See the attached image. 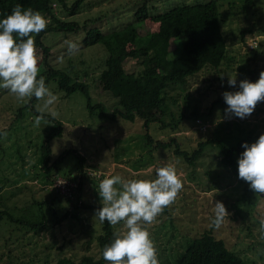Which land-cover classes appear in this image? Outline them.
Returning a JSON list of instances; mask_svg holds the SVG:
<instances>
[{"label": "rangeland", "instance_id": "374dc122", "mask_svg": "<svg viewBox=\"0 0 264 264\" xmlns=\"http://www.w3.org/2000/svg\"><path fill=\"white\" fill-rule=\"evenodd\" d=\"M193 1L202 0H84L70 15L55 2L52 6L59 18L75 21L79 28L53 36L46 34L48 62L86 82L91 103H102L111 110L117 103L107 84L120 67L129 71L135 69L136 62L125 58L121 65L107 59L106 63L105 49L100 43L82 45L84 29L97 26L103 32L116 30L128 39L131 31L125 26L134 19L133 10L141 2L147 4L151 14L176 3ZM229 1L217 0L221 31L231 58L216 72H200L190 78L185 89L178 90L176 95L169 92L175 95V101L169 102L167 95L164 113L146 91L135 97L141 111H153L162 120L163 125L159 121L150 123L147 130L151 140L168 141L173 136L181 149L190 151L206 138L234 144L238 138L250 136L254 143L264 133V101L244 119L226 116V103L214 101L223 98L225 91H238L243 79L251 76L249 81L255 82L264 71V0H254V4L246 8L239 6L241 0H232L233 4ZM147 24L154 27L151 21ZM67 42L78 44V52L69 54ZM247 45H255V50H249ZM37 54L42 73L44 65L38 50ZM248 70H253L251 75ZM234 77L237 84L231 87L227 81ZM46 86L57 100L43 112V100L35 98L34 102H29V98H25L21 101L0 88V177L3 179L1 191L6 190L0 207L8 208L13 216H29L30 213L37 216L41 212L28 204L41 199L51 204V208L42 207L47 224L36 231L8 222L6 218L0 220V264L54 263L61 257L83 264L81 258L85 255L99 257L96 237L101 232V222L95 216L96 209L74 207L70 201L78 202V194L80 202L100 208L99 184L104 178L120 175L124 180L155 179V169L165 163L176 167L183 189L154 223L145 225L155 242L159 264H171L172 255L181 248L184 236L195 237L207 229L246 264H264V194L253 192L247 182L238 178L237 161L244 149L235 156L236 173L222 166L220 150L212 143L206 145L196 159L186 161L173 152L172 143L155 146L154 142L145 141L142 118L110 120L96 109L89 113L79 90L66 95L54 79H49ZM53 110L58 114L55 118L50 115ZM193 112L200 115L194 117ZM37 115L44 117L39 126L34 121ZM57 121L59 133L51 136L47 145L51 160L64 152L57 171L53 170V181L58 178L65 184L60 183L58 192H54L53 181L43 179L41 162L45 152L44 136L56 130ZM172 122L175 127L171 126ZM72 150L82 154L81 166L87 174L82 176L80 188H73L69 193L66 183L75 186L77 175V158ZM63 173H73L75 178L68 181ZM235 200L241 209L239 213L231 205ZM216 201L222 202L229 213L218 228L212 225ZM65 210L75 216H65L57 222L50 214L54 211L60 215ZM111 228L116 233L124 230V224L111 225Z\"/></svg>", "mask_w": 264, "mask_h": 264}, {"label": "trees", "instance_id": "16d2710c", "mask_svg": "<svg viewBox=\"0 0 264 264\" xmlns=\"http://www.w3.org/2000/svg\"><path fill=\"white\" fill-rule=\"evenodd\" d=\"M83 1L0 0V19L5 18L6 15L11 13L14 6L19 4L24 9L32 8L33 10L40 11L50 21L47 28L35 36L36 48L41 55L44 65L42 73H44L43 76L45 77L46 85L49 79H54L56 86L62 89L66 95L74 90H79L85 97V106L89 113H92L96 109L99 114L110 120L116 119L117 117L126 120H132L135 116L142 118V126L144 128L142 135L145 141L154 142L155 146H169L172 143L174 145L173 152L186 161L196 159L203 148L212 143L220 150V163L222 166L229 167L236 173L235 156L243 150L241 147L242 143L247 142L251 144L250 136L238 138L234 144H227L218 138H206L198 141L196 146L190 151L181 149L179 143L173 136L169 137L168 141H153L147 129L152 122L159 121L163 125L162 120L153 111H141L134 100L140 92L146 91L151 98L156 99L157 108L162 110L161 113H164V109L167 107V95L169 96V102L174 103L175 95L178 93L177 91L185 89L189 84L190 78L196 77L200 72H208L210 74L216 72L223 62H227L231 58V54L227 52L224 35L221 31L220 12L217 0L176 3L164 10L151 14L148 11L147 4L141 2L133 10L134 19L125 26V28H130L131 31L128 39H124L120 32L116 30L103 32L97 26H89L84 29L85 35L81 39L82 45L100 43L102 48L105 49L104 60L106 63H108L106 61L107 59L110 62H118L121 65L125 58H132L136 62L135 69L129 71L120 67V70L107 84L106 87L117 103L111 110H108L102 103H91L86 82L73 78L64 69L52 67L48 62L47 53L49 45L44 41L46 34L49 33L53 36L60 31L67 32L79 28L75 21L60 19L53 10L52 5L57 2L59 8L65 10L70 15L78 10ZM231 2L232 0L229 1V4H233ZM253 4L254 0H241L239 6L246 8ZM147 21H151L154 27L151 28L147 24ZM254 42L256 45L255 39ZM255 45H247V48L249 50H255ZM248 71L250 75L253 72V70ZM83 72L86 73L85 70ZM42 73H39V75L41 76ZM250 78L252 77L250 76ZM169 92L175 93V95L169 94ZM34 99V96L29 98V102H34ZM218 100L224 101L223 98H217L214 101ZM210 108L211 105L208 109L210 110ZM38 114L41 113L39 112ZM192 115L197 117L200 113L193 112ZM51 119L53 118L51 117ZM195 119L199 120V118ZM171 126L175 127V122H172ZM59 130V121H57L56 130L49 132L43 139L45 152L41 162V168L45 173L43 178L45 182H52L55 178L53 176V170L57 171L60 158L64 153L58 154L52 160L49 157L47 141L51 136L58 134ZM72 152L77 158V175L75 186L66 184L69 193L72 192L73 188H80L81 178L87 174L81 166L83 161L82 154L73 150ZM61 175L68 181L73 180V177L75 178L73 173H63ZM2 180L0 177V204L6 192V190L4 193L1 191ZM53 188L54 192H58L56 187ZM66 198L70 200L68 196ZM78 198L77 194L76 199L78 202L73 203L70 201L72 206H91L96 210L99 208L98 206L82 203ZM231 205L235 207L236 212L239 213L241 211L238 200H235ZM27 206L31 208L35 206V209H38L41 213H38L37 216L33 213H30L29 216H13L8 208L0 207V220L6 218L7 221L9 220L18 226L35 231L45 226L47 220L42 207L48 206V208H51L50 202L45 199L33 200ZM50 214L54 216V220L57 222L65 216H75L74 213H70L68 210H65L60 215L54 211L50 212ZM113 238L114 233L111 225L107 221L101 223V232L96 237L100 248L99 257L93 258L90 255H85L81 258V262L83 264H104L103 249ZM41 264L76 263L65 257H61L54 263L43 262ZM171 264L246 263L238 254L228 249L221 238L214 237L210 229H207L195 237L184 236L181 248L176 249L172 255Z\"/></svg>", "mask_w": 264, "mask_h": 264}, {"label": "clouds", "instance_id": "9594fccd", "mask_svg": "<svg viewBox=\"0 0 264 264\" xmlns=\"http://www.w3.org/2000/svg\"><path fill=\"white\" fill-rule=\"evenodd\" d=\"M50 21L32 8L17 4L11 13L0 19V88L8 90L18 100L35 97L43 100V112L55 103L57 97L40 76L39 57L35 36L44 31ZM68 43L69 54H75L79 45ZM62 62V58H60ZM228 85L237 81L228 78ZM226 116L244 119L252 114L257 104L264 101V71L255 82L243 79L238 91L222 93ZM50 115L58 114L53 110ZM43 115L34 118L39 126ZM238 178L247 182L255 193L264 194V133L254 143H242ZM183 189V181L173 164L165 163L155 169V179L124 180L120 175L104 178L99 184L101 207L95 211L101 223L124 224V230L114 233L113 240L105 245L103 259L108 264H159L157 248L145 225L155 222L164 208L174 203ZM229 217L225 205L216 201L212 225L219 227Z\"/></svg>", "mask_w": 264, "mask_h": 264}, {"label": "built area", "instance_id": "2783aa9c", "mask_svg": "<svg viewBox=\"0 0 264 264\" xmlns=\"http://www.w3.org/2000/svg\"><path fill=\"white\" fill-rule=\"evenodd\" d=\"M60 183H64L63 181H61L60 179L56 178L53 182L52 185H54L56 188H59V184ZM65 184V183H64ZM67 184V183H66Z\"/></svg>", "mask_w": 264, "mask_h": 264}]
</instances>
